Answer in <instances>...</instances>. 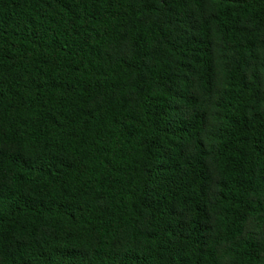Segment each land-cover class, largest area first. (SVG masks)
<instances>
[{"label": "trees", "instance_id": "obj_1", "mask_svg": "<svg viewBox=\"0 0 264 264\" xmlns=\"http://www.w3.org/2000/svg\"><path fill=\"white\" fill-rule=\"evenodd\" d=\"M0 264H264V0H0Z\"/></svg>", "mask_w": 264, "mask_h": 264}]
</instances>
